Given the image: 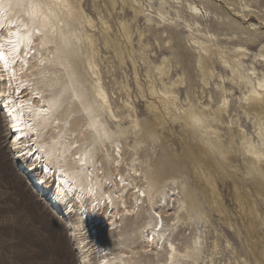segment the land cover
<instances>
[{
  "label": "bare ground",
  "instance_id": "obj_1",
  "mask_svg": "<svg viewBox=\"0 0 264 264\" xmlns=\"http://www.w3.org/2000/svg\"><path fill=\"white\" fill-rule=\"evenodd\" d=\"M127 1L132 17L130 22L120 21V27L121 36L132 47V63L135 65V39L149 49L145 43L148 35L138 25L142 18L147 27L157 25L167 38L166 25L174 20L184 24L198 55L196 71L204 92L212 88L211 81L217 76L216 63L231 73V77L220 75V104L212 106L213 94L200 106L190 96L183 101L180 94L188 89L184 74L176 72L168 55L154 64L141 51L150 86L148 116L141 119L135 106L124 99L130 112L129 124H124L113 109L96 60L98 55L105 57L101 37L104 48L112 49L121 65L126 63L109 23L102 18L96 23L89 17L83 0H0V110L7 122L10 149L17 152V165L34 190L64 217H75L76 224L67 219L65 228L82 264H95L93 255L97 264H140L141 257L159 255H166V260L156 264H204L201 243L194 242L184 251L174 243L168 242L166 247V237L171 234H166L162 214L170 211L172 202L179 227L208 222L205 202L216 205L215 198H220L216 178L233 180L237 160L244 167L241 180L246 193L240 197V205L256 215V203L246 189L252 186L264 201V69L259 71L255 65L264 64V43L252 68H246L247 49L235 46L224 53V47L200 32L198 15L203 11L199 5L173 1L188 9L195 20L191 23L180 12H171V0H161L154 16L159 23H155L144 0ZM122 3L126 5L124 0ZM135 81L142 88L138 71ZM230 81L243 90L237 118L231 114ZM115 82L120 91L130 90ZM243 114L252 122L258 140L244 129ZM167 124L181 130L178 141L183 152L179 155L172 154L167 138L160 134L167 131ZM125 166L129 167L127 177L121 174ZM133 184L136 201L128 207L126 196ZM141 206L153 207L157 222L141 231L143 247L137 258L115 250V245L120 240L121 220L139 217V213L152 218ZM99 230L111 243L103 245ZM214 257L215 253L206 264H215ZM258 264L264 261L258 259Z\"/></svg>",
  "mask_w": 264,
  "mask_h": 264
},
{
  "label": "rangeland",
  "instance_id": "obj_2",
  "mask_svg": "<svg viewBox=\"0 0 264 264\" xmlns=\"http://www.w3.org/2000/svg\"><path fill=\"white\" fill-rule=\"evenodd\" d=\"M124 1L126 5L122 3V0H83L87 15L96 23L100 18L105 19L111 27L110 33L120 42V47L124 51L126 63L121 65L116 53L112 49L104 48L103 39L100 37V45L105 57L101 55L96 57L113 109L123 119V123L129 124L127 116L130 114L123 104L124 99L135 106L141 119L148 116L146 106L150 86L146 66L141 59V51L154 64L158 63L163 55H168L176 72L184 74L188 89L182 90L180 94L183 101L190 96L194 103L200 106V102L207 104L210 94H213L215 103L212 106L216 108L222 98L217 88L222 83L220 75L231 77L230 71L227 72L220 63H216L217 76L211 81L212 88L210 90L206 88L204 92L199 82L200 76L196 71L198 55L192 44L191 34L186 31L184 24L179 25L174 20L173 23L166 25L167 38L163 35V30H158L157 25L147 27L144 18L138 25L148 35L145 43L149 45V49L146 50L138 43V39H135L134 65L129 58L132 47L121 36L120 21L130 22L132 17L130 1ZM173 1L176 2V0L170 2L171 12H180L186 20L194 23L195 20L191 18L188 9L184 6L181 9ZM187 1L202 8V14L198 15V21L202 25L200 32H203L202 34H205L213 44L224 47V53L234 50L235 46H243L247 49L249 57L245 60V67L252 68L260 45L264 43V0H182L183 5ZM144 3L148 6V14L153 16L155 23H159L154 16L159 11L161 0H154L152 3L144 0ZM134 29L136 31L135 27ZM196 34L198 38H203L200 34ZM255 65L259 71L264 69L263 63H255ZM135 71L139 72L142 88L136 84ZM114 78L128 85L130 90L120 91ZM227 88L232 89L229 99L232 102L231 114L235 116L240 111L239 98L243 95V90L231 81L227 84ZM244 116L243 114L241 117L244 129L253 139H256L257 133L252 122L245 120ZM6 123L3 112L0 110V264H82L80 255L74 247V239L72 241L65 228L67 219L76 224L75 217L67 218L61 211L54 210L51 204L31 186L28 178L20 171V166L17 165L18 159L10 149V135ZM110 127L114 128L112 122H110ZM180 131L179 128L170 124H167V131H160V134L167 138V145L175 155L183 152L181 141H178L182 136ZM234 165L239 167L236 168L238 171L236 170L237 175L233 180L216 178L220 195L219 200L215 198L216 205L205 202L199 193V198L205 202L204 208L208 222L197 221L193 228L188 225L179 227L175 223L177 209L173 208L172 202L170 203L167 209L170 211L162 214L166 234H171L169 238L166 237V247L169 243H174L180 251H184L189 249L194 242L201 243L202 258L206 259L204 264L208 263V258L210 259L214 253L215 264H258V259L264 261V201L259 200L250 186L246 190L250 191L256 203V215L243 210L239 199L246 194L244 183L241 180L244 167L240 166L241 163L237 160ZM137 168L144 171L142 166ZM128 169L129 167L125 166L121 174L127 177ZM129 193L126 196L128 207L136 201L135 184L130 187ZM247 204L250 206L249 201ZM160 205L166 207L165 202ZM141 207L148 210L152 218L149 219L146 215L139 213V217L135 215L121 220L120 240L115 245V250L126 252L137 258L140 257L139 250L143 247L141 231L148 223H151L153 228L157 222L153 213V207L157 208V205ZM98 232L103 245L111 243L110 238L104 232L101 230ZM92 259L93 263H98L94 255ZM139 260L140 264H149V262L156 264L159 261L164 262L166 255L141 257Z\"/></svg>",
  "mask_w": 264,
  "mask_h": 264
},
{
  "label": "snow or ice",
  "instance_id": "obj_3",
  "mask_svg": "<svg viewBox=\"0 0 264 264\" xmlns=\"http://www.w3.org/2000/svg\"><path fill=\"white\" fill-rule=\"evenodd\" d=\"M8 42H9V43H12V41H10V40H9Z\"/></svg>",
  "mask_w": 264,
  "mask_h": 264
}]
</instances>
